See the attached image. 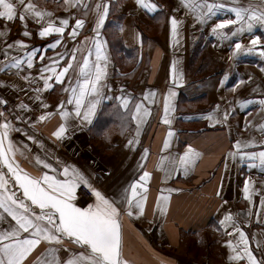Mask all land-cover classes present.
Here are the masks:
<instances>
[{"label": "crops", "instance_id": "0c3cea01", "mask_svg": "<svg viewBox=\"0 0 264 264\" xmlns=\"http://www.w3.org/2000/svg\"><path fill=\"white\" fill-rule=\"evenodd\" d=\"M31 2L37 10L51 16L45 15L39 23L31 16L21 21L19 12L23 6H20L13 21L0 18L1 68L17 58L21 60L19 68L0 72V95L12 107L4 117L14 129H21L10 132V139L20 150L15 153V162L33 176L47 171L58 179L65 178L63 167L70 170L75 167L92 187L114 199L122 209L125 189L130 192V184L143 171H148L143 214L128 216L122 211L120 216L121 251L129 264L211 263L205 251L200 258L189 256L186 251L179 255L182 243L189 248L213 246L219 257L215 264H248L244 245L234 227L245 233L256 259L264 260V165L258 157L242 160L229 155L237 151L236 142H240L243 152L264 151V105L258 102L264 99V57L252 53L232 58L237 41L245 46L254 36L264 41V24L256 23L251 31L243 32L236 31L241 27L239 22L227 25L222 30L227 33L223 39L213 32L220 21L236 19L232 7L247 8L251 4L259 13L264 11V0H208L226 7L214 10L202 20L184 7L183 0H146L158 6L154 12L137 5L136 0H79L77 6L65 0ZM104 3L109 5V11L98 38L105 42L107 75L102 81L99 104L89 122L83 119L87 106H82L77 116L75 100L69 103V98L78 80L83 79L77 65L82 63L89 48L93 49L90 60L95 59L96 34L92 29L103 11L96 5ZM171 17L177 20L175 33L171 31ZM61 18L69 20L63 34L39 35L49 19L59 26ZM76 19L85 23L73 39L69 33ZM25 31L31 35L25 36ZM234 32L236 35H232ZM57 39L61 43L52 48ZM18 40L26 47L16 44ZM9 44L11 48H7ZM73 48L80 49L72 61L74 67L62 82H57L55 76L67 65ZM33 50L36 54L32 57V67H28L26 53ZM173 64L182 74L179 83H173ZM52 68L56 71H46ZM42 77H52L49 82L53 87L45 89ZM170 89L176 93L175 110L169 113L171 122L166 124L163 100ZM145 93H149L147 98ZM118 96L130 97L127 109L120 106ZM249 100L253 102L242 103ZM137 103L150 110L140 125L139 136L137 123L132 119ZM21 104L27 107H19ZM61 111H66L68 116L62 118ZM45 114H48L46 118L39 120ZM3 122L4 118L0 117V123ZM62 123L66 132L57 138L52 133ZM29 136L34 139L29 140ZM129 140L132 145H128ZM189 147L198 156L186 172L177 171L169 161L172 158L178 161ZM145 149L149 151L143 159ZM37 157L53 168L45 169L37 164ZM0 171L10 180L7 187L22 196L18 186L13 187L14 178L7 168L0 165ZM161 195L169 197L163 214L157 208ZM73 202L77 207H87L95 202V197L93 194L84 197L77 188ZM229 214L232 219L221 224ZM0 215L6 217L0 220V230L7 229L11 218L2 210ZM128 234L135 235L150 249L153 262L148 263L128 251ZM230 239L232 248L226 243ZM50 248L57 250L55 255L61 261L80 250L67 240L63 244L42 241L29 254L26 264L52 259ZM237 253L240 258L229 259Z\"/></svg>", "mask_w": 264, "mask_h": 264}, {"label": "snow or ice", "instance_id": "6c2138e0", "mask_svg": "<svg viewBox=\"0 0 264 264\" xmlns=\"http://www.w3.org/2000/svg\"><path fill=\"white\" fill-rule=\"evenodd\" d=\"M79 0H65V3H71L72 6H77ZM136 4L149 12L157 10L155 3L146 2V0H136ZM184 7L191 13L197 16L198 19H204L214 10L226 7L225 5H216L208 3V0H183ZM23 6V10L19 12V19L24 21L26 16H31L37 20V23L45 17V15L51 16V13H44L37 10L36 6L29 0L25 3L24 0H0V18H4L8 21H13L17 17L18 7ZM87 8V5H84ZM103 8V11L99 13L96 26L92 29L96 34V38L93 39L95 59L90 60L93 49H88V54L82 58V63H78L79 75L83 79L78 80L77 86L72 89V97L69 98V103L75 100L77 105L76 113L80 115L82 106H87V110L84 112L83 119L86 121L91 120V116L95 113L99 100L102 96V89L104 87L102 81L105 79L107 72V60L108 57L105 54V42L100 40L99 29L103 26L105 18L109 11V5L104 3L96 5L99 10ZM231 11L235 13V20H222L216 24L213 28V32L220 38H226L227 33L222 31L227 25L239 22L241 27L237 32H243L245 30L251 31L256 23L264 24V11L257 12L256 9L250 4L247 8L242 6L232 7ZM87 15V12L84 13ZM171 31L176 32L177 20L175 17L170 18ZM85 21L83 19H76L75 26L69 35L75 39L78 29L82 28ZM69 26V20L67 18H61L59 26H56L54 22L49 19L47 26L41 27L39 35L41 37L48 36L50 33L63 34L65 29ZM25 36L31 35L25 31ZM3 35V33H0ZM236 35V33H232ZM87 40V38H86ZM18 45L26 47L23 41H16ZM61 43L60 39L54 41L51 45L55 48ZM12 45H7V48H11ZM80 49L73 48L67 65L59 71V74L55 76L57 82H62V78L74 67L72 61L76 58V52ZM257 53L264 57V41L259 36H254L249 44L245 46L240 41H237L234 46L232 58L238 57L241 54ZM36 54L35 50L27 52L28 67H32V57ZM7 55V53H5ZM60 59H64V56H60ZM58 63V61L54 62ZM21 60L19 58L5 64L0 71L7 68H19ZM55 72L56 69H46V71ZM264 71V69H262ZM171 74L173 83H179L182 74L176 68L175 64L171 67ZM44 88L50 89L53 85L49 82L52 77L43 78ZM240 83H243L241 81ZM39 91V90H37ZM149 93H145L147 98ZM151 95H155V92H151ZM176 93L169 90L168 94L164 96V123H170L168 118L169 113L175 110L173 103ZM90 97V99H89ZM120 106L127 109L129 106L130 97L118 96ZM253 101H244L242 103H252ZM260 105H264V99H260ZM7 101L0 99V104H6ZM19 107L26 108V105L21 104ZM47 107V105H44ZM62 107V105H58ZM149 109L144 108L142 103L135 105V112L132 114V119L137 123V136H139L140 125L144 122L145 118L149 115ZM46 115H41L39 120L43 121ZM61 117H67L66 111L60 112ZM228 114L225 113V119ZM0 117H3L5 122L0 123V165L7 168V172L14 178L13 187L22 191V196H17L16 191L7 187L10 180L6 178L3 171H0V210L2 213L7 214L10 217L9 227L7 229L0 230V264H26V260L29 254L41 244L42 241L49 244H63L65 240L74 245L79 246V251L74 252L66 260L61 261L55 255L56 249L50 248L48 250L52 259L39 260V264H129L128 260L122 256V230L120 224L121 212H126L128 216L142 215L144 212V204L146 201L147 187L146 182L150 177L148 171H143L139 179L133 181L129 189H125V195L122 197L121 203L124 204L123 209L117 205L114 199H109L100 190L92 187L87 178L80 173L75 167L71 170L68 166L63 167L62 173L64 179H58L57 175H50L47 171L43 172L40 176H33L30 173L24 171L18 163L15 162V153L20 151L17 149L10 139V132L21 131V129H14L10 121L4 117V113L0 112ZM209 119L212 117L209 116ZM20 119V117H17ZM264 130V126H262ZM66 132V125L60 124L59 128L52 133L53 136L60 138ZM171 131L169 136H171ZM29 140L34 139L32 136L28 137ZM7 141V144L5 142ZM132 141H128V145H132ZM127 146V145H126ZM164 146H168V140L164 142ZM234 147L236 152H230L229 155L239 156L242 160L245 157L259 158L261 165H264V151L259 153L255 152H243L240 151V142H236ZM148 149L144 150L143 159L147 158ZM198 154L194 152L191 147L179 157L178 161L172 158L169 163L177 171L188 170V166L193 164ZM37 164H40L45 169H52L53 166L39 157L36 158ZM91 189L95 202L89 204L87 207H77L73 202L75 199V193L80 184ZM142 190V191H141ZM244 192L247 195L248 187L247 182L244 188ZM169 197L167 195H161L157 200V208L163 214L167 210V201ZM38 209V210H37ZM6 219L5 216L0 215V220ZM232 219L229 214L220 221L224 224ZM14 221V224L12 223ZM235 231L239 232L240 242L244 245L243 252L245 253L248 264H264V260L258 261L253 255L252 251L248 247V241L243 231L234 227ZM227 245L232 248V240L226 241ZM67 250V249H66ZM239 253L235 257L230 256L229 259H237ZM39 259V258H38Z\"/></svg>", "mask_w": 264, "mask_h": 264}, {"label": "rangeland", "instance_id": "374dc122", "mask_svg": "<svg viewBox=\"0 0 264 264\" xmlns=\"http://www.w3.org/2000/svg\"><path fill=\"white\" fill-rule=\"evenodd\" d=\"M185 235V232H183V236ZM206 248V249H204ZM179 255H182L185 253V251L188 253L189 256H195L197 258L202 257L200 254L203 253L204 251L206 252V254H208V256H210V264H215L216 262L219 261V257L217 256V250L212 246V247H208V245H203L201 247H197V246H193L190 247L187 245L185 246L183 243L181 246H179Z\"/></svg>", "mask_w": 264, "mask_h": 264}, {"label": "bare ground", "instance_id": "6f19581e", "mask_svg": "<svg viewBox=\"0 0 264 264\" xmlns=\"http://www.w3.org/2000/svg\"><path fill=\"white\" fill-rule=\"evenodd\" d=\"M128 251L131 252L137 258H144L148 263L153 262L150 256V249L144 247L141 242L137 240V237L133 234H128Z\"/></svg>", "mask_w": 264, "mask_h": 264}, {"label": "built area", "instance_id": "2783aa9c", "mask_svg": "<svg viewBox=\"0 0 264 264\" xmlns=\"http://www.w3.org/2000/svg\"><path fill=\"white\" fill-rule=\"evenodd\" d=\"M0 68H1V63H0ZM0 99H3V97L1 95H0ZM10 111H12V107H11L10 103L7 102L6 104H0V112L7 114ZM78 190L84 197L92 196L91 189L89 187L85 186L84 184H80V186L78 187Z\"/></svg>", "mask_w": 264, "mask_h": 264}]
</instances>
